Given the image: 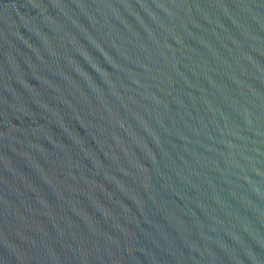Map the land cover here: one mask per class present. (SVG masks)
<instances>
[{
  "label": "water",
  "instance_id": "1",
  "mask_svg": "<svg viewBox=\"0 0 264 264\" xmlns=\"http://www.w3.org/2000/svg\"><path fill=\"white\" fill-rule=\"evenodd\" d=\"M0 264H264V0H0Z\"/></svg>",
  "mask_w": 264,
  "mask_h": 264
}]
</instances>
